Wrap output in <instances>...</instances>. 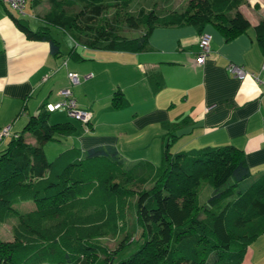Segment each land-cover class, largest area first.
Returning <instances> with one entry per match:
<instances>
[{
  "label": "trees",
  "instance_id": "1",
  "mask_svg": "<svg viewBox=\"0 0 264 264\" xmlns=\"http://www.w3.org/2000/svg\"><path fill=\"white\" fill-rule=\"evenodd\" d=\"M29 1L32 7L41 2ZM48 1L44 24L36 29L25 18H12L28 39L47 41L53 55L60 50L51 27L85 47L137 52L149 48L156 25L191 24L201 31L210 24L225 40L250 26L239 10L246 0H189L182 11L162 16L154 9L129 12L132 0ZM75 4L78 11L66 10ZM109 9H115L111 18ZM121 23L142 32L124 35ZM256 40L264 52V17ZM150 78L158 91L161 75ZM111 100L117 110L128 105L120 90ZM43 109L0 149V223L17 217L12 239H0V264H240L264 233V171L252 174L242 150H170L175 131L192 123L189 116L166 125L169 144L159 166L128 161L110 145L67 147L49 161L43 145L70 136L75 125L50 123L53 111ZM89 123H82L87 131ZM29 201L33 209H16ZM107 237H121L116 249L103 243Z\"/></svg>",
  "mask_w": 264,
  "mask_h": 264
},
{
  "label": "crops",
  "instance_id": "2",
  "mask_svg": "<svg viewBox=\"0 0 264 264\" xmlns=\"http://www.w3.org/2000/svg\"><path fill=\"white\" fill-rule=\"evenodd\" d=\"M27 3L34 11L43 5L35 13L41 20L38 26L43 25L50 2L41 0L34 7ZM79 8L75 4L66 10ZM239 10L250 26L230 40L210 24L201 31L191 24L156 25L148 35L149 48L130 52L82 46L56 27L68 38L62 44L53 36L60 50L53 55L47 41L30 40L15 25L12 17L27 19L26 11L19 14L0 2V130L9 127L10 132L0 141V149L30 116L60 100L58 92L69 88L77 106L90 110L92 119L87 131L65 111L50 114V123L72 121L75 125L73 134L60 136L66 141L63 149L110 145L128 161L148 160L159 166L166 125L189 116L192 123L175 131L178 137L171 144L172 152L233 145L243 151L252 174L264 171V91L250 77L240 80L226 69L234 63L248 72H261L264 52L256 40V26L264 17V0H246ZM202 32L211 34L210 51L205 62L198 64L195 56ZM68 72L78 73L79 82L71 83ZM157 74L163 84L154 91L150 77ZM117 90L128 102L118 110L111 100ZM25 137L35 142L29 134ZM34 207L29 204L22 212ZM240 264H264V233L249 244Z\"/></svg>",
  "mask_w": 264,
  "mask_h": 264
},
{
  "label": "rangeland",
  "instance_id": "3",
  "mask_svg": "<svg viewBox=\"0 0 264 264\" xmlns=\"http://www.w3.org/2000/svg\"><path fill=\"white\" fill-rule=\"evenodd\" d=\"M188 1L189 0H133L129 4L127 10L131 13H136V11H138L140 8L146 11H148L149 9H154L156 14H161L163 12L170 11V9L173 8L178 10H183V8H185V6L187 5ZM41 8H43V5L34 11L31 10L28 3L26 4L25 7L26 15L24 16H26V18L29 20L30 27L32 29H35L41 23L40 18L35 15V13L39 12ZM114 10L115 9H109L107 12V16L111 18ZM141 29H142L141 26L137 28H129L126 24L121 23L122 34L130 37L140 34L142 32ZM51 33L54 37L61 40L62 44L64 43L66 38H68L67 35L63 33V31L57 29L56 27L51 28ZM50 121H52L51 118ZM167 141L168 138H166L165 143H167ZM65 142H66L65 140L61 139L60 141H49L43 145V149L49 161L52 160L59 153L57 148L60 149L64 148L63 144H65ZM206 192L207 191L203 193L202 197H206L205 196ZM29 204L32 206L33 202L29 201L28 203H21L16 206V209L20 212L25 211V209H27L26 207ZM16 222H17V217L15 216L8 219L5 223H0V239L2 240L12 239L11 226ZM139 236H140V228L135 226L134 238L136 239ZM120 240L121 237L118 238L107 237L103 239V243L109 249L114 250L117 248ZM44 264H50V263H44Z\"/></svg>",
  "mask_w": 264,
  "mask_h": 264
},
{
  "label": "built area",
  "instance_id": "4",
  "mask_svg": "<svg viewBox=\"0 0 264 264\" xmlns=\"http://www.w3.org/2000/svg\"><path fill=\"white\" fill-rule=\"evenodd\" d=\"M2 4L9 6L12 10L19 14H24L26 7V0H0ZM211 34L208 32H202L199 36L198 51L195 56V61L198 64H203L210 51ZM227 71L234 77L242 80L246 77H250L256 83L261 85L264 91V63L260 73L248 72L243 66L229 63L226 67ZM90 75H87L88 77ZM67 77L73 84L79 82V75L76 72H68ZM59 95L61 99L56 102L45 104V109L49 111H65L67 116L80 121L83 124H88L92 119V112L88 109L80 108L77 106L75 99L72 96L69 88L60 90ZM10 135L9 127H3L0 130V141ZM12 137H16V134H12Z\"/></svg>",
  "mask_w": 264,
  "mask_h": 264
},
{
  "label": "water",
  "instance_id": "5",
  "mask_svg": "<svg viewBox=\"0 0 264 264\" xmlns=\"http://www.w3.org/2000/svg\"><path fill=\"white\" fill-rule=\"evenodd\" d=\"M166 144H169V140L167 141V143Z\"/></svg>",
  "mask_w": 264,
  "mask_h": 264
}]
</instances>
